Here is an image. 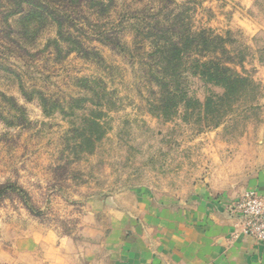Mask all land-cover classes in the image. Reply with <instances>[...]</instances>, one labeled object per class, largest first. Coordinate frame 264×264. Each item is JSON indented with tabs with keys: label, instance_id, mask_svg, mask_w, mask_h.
<instances>
[{
	"label": "rangeland",
	"instance_id": "1",
	"mask_svg": "<svg viewBox=\"0 0 264 264\" xmlns=\"http://www.w3.org/2000/svg\"><path fill=\"white\" fill-rule=\"evenodd\" d=\"M9 7L0 0V264H107L113 221L141 200L235 201L251 189L264 0H114L107 15L74 10L62 38ZM203 31L225 54H186L187 102L205 97L192 59L234 62L259 86L260 107L239 102L218 128L181 102L164 106L155 72L157 45Z\"/></svg>",
	"mask_w": 264,
	"mask_h": 264
},
{
	"label": "crops",
	"instance_id": "2",
	"mask_svg": "<svg viewBox=\"0 0 264 264\" xmlns=\"http://www.w3.org/2000/svg\"><path fill=\"white\" fill-rule=\"evenodd\" d=\"M260 81L264 86V71ZM261 111L264 120V97ZM262 130L250 190L264 196V121ZM236 197L205 191L187 205L141 200L113 221L107 264H264V244L241 235L240 219L229 211Z\"/></svg>",
	"mask_w": 264,
	"mask_h": 264
},
{
	"label": "trees",
	"instance_id": "3",
	"mask_svg": "<svg viewBox=\"0 0 264 264\" xmlns=\"http://www.w3.org/2000/svg\"><path fill=\"white\" fill-rule=\"evenodd\" d=\"M6 2L11 6L8 9L11 17L23 15L28 19L30 28L34 23L50 21L57 26V34L60 38H62L61 34L69 35L68 29H76L72 17L74 10L86 6L99 15H107L114 4V0L107 2L101 0H6ZM6 25L11 29L9 24ZM108 40L115 47H120L117 38ZM224 44L223 38H212L209 32L203 31L198 34L181 35L177 42L169 41L157 45L156 56L159 57V62L155 72L160 75L157 80L167 100L164 106L175 110L181 106V102L183 103L182 108H195L200 115L202 113L211 115V118L205 120L212 128H218L225 122L229 110L233 111L236 106L242 107V105H237L241 104L239 102H250L246 109L260 107L257 99L259 86L243 68L244 61L241 60L239 64L244 71L239 72L230 66L234 62H223L218 58L214 61L209 58L206 60L192 59L190 62L192 76L196 77L202 85L205 97L203 101L198 99L192 102L186 101L188 100L187 88L182 85L187 70L186 54L195 51L206 57L211 48L215 53L221 50L222 54H225Z\"/></svg>",
	"mask_w": 264,
	"mask_h": 264
},
{
	"label": "built area",
	"instance_id": "4",
	"mask_svg": "<svg viewBox=\"0 0 264 264\" xmlns=\"http://www.w3.org/2000/svg\"><path fill=\"white\" fill-rule=\"evenodd\" d=\"M229 211L240 219L241 235L264 244V196L248 190L230 205Z\"/></svg>",
	"mask_w": 264,
	"mask_h": 264
}]
</instances>
